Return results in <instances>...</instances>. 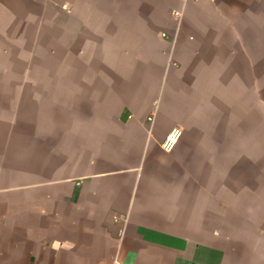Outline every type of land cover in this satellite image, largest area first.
<instances>
[{
    "label": "crops",
    "instance_id": "1",
    "mask_svg": "<svg viewBox=\"0 0 264 264\" xmlns=\"http://www.w3.org/2000/svg\"><path fill=\"white\" fill-rule=\"evenodd\" d=\"M42 2L0 0V39L21 37L7 34L26 22L15 8ZM64 4L27 23L72 76L16 94L0 79V264H264V187L217 170L218 145L246 148L244 128L220 132L194 106L208 65L245 100L264 0Z\"/></svg>",
    "mask_w": 264,
    "mask_h": 264
},
{
    "label": "rangeland",
    "instance_id": "2",
    "mask_svg": "<svg viewBox=\"0 0 264 264\" xmlns=\"http://www.w3.org/2000/svg\"><path fill=\"white\" fill-rule=\"evenodd\" d=\"M95 8L97 7L95 6ZM15 9L18 10L17 19L20 17L19 19L26 22L25 24L18 22V26H22L19 29L10 30L8 28L7 34L20 35L21 37H8V40L7 38L0 39V50H7V52H0V79L9 81V85L5 86L8 89L7 93H29L28 89L38 88V86L24 85L26 82L23 84L22 79L45 80L72 76L74 71L68 65H64L65 54L49 52L52 44L48 29L38 32L27 23L31 16L32 18H42L50 13H56L57 16L64 15L68 9L64 0H47L46 5L42 2L39 5L25 7L26 11L19 7ZM28 9H35V11L31 14L28 13ZM98 10L102 12V8L98 7ZM94 11L96 12V9ZM10 16L13 15L8 14L6 18ZM61 19L63 20V18ZM43 23V21L40 22L44 25ZM17 24L15 25L17 26ZM23 25L25 28L21 29L24 27ZM208 66V70L205 71L208 75L207 78H201V81H197L194 86V94L199 98V101L196 99L194 101L195 109L200 108L202 113H206L203 115L207 116L201 118V123H215L217 127H220L218 130H221L220 132H223L224 127L228 124L240 125L245 131L243 142L246 137L245 142L248 143L244 149H238L237 146L239 147L240 144H234L232 150H226L218 145L216 151L218 173L224 175L231 163L234 181L241 175H243L244 181H248L247 184H241V188L238 187L240 190L250 191L257 188V185L262 188L264 187V65H249L246 73L248 91L246 96L243 95L245 99L243 103L235 99V81L232 93L230 88L228 90L224 65ZM79 73L80 71H77L76 75L78 76ZM237 87L238 99H240L241 87L240 85ZM223 136L219 133L218 140L224 139ZM230 156L232 157L230 158Z\"/></svg>",
    "mask_w": 264,
    "mask_h": 264
},
{
    "label": "built area",
    "instance_id": "3",
    "mask_svg": "<svg viewBox=\"0 0 264 264\" xmlns=\"http://www.w3.org/2000/svg\"><path fill=\"white\" fill-rule=\"evenodd\" d=\"M177 1H179V2H185L186 0H177ZM176 14H178V12H175ZM162 36L163 37H166L167 35H166V33H162ZM174 134H175V132H174ZM176 137H177V134H176ZM175 137V138H176ZM174 143H175V141H171V139H169V137L167 138V140L164 142V144H163V146H164V149H166V150H171L172 149V147H173V145H174Z\"/></svg>",
    "mask_w": 264,
    "mask_h": 264
},
{
    "label": "bare ground",
    "instance_id": "4",
    "mask_svg": "<svg viewBox=\"0 0 264 264\" xmlns=\"http://www.w3.org/2000/svg\"><path fill=\"white\" fill-rule=\"evenodd\" d=\"M176 134H174V132L172 131V133H170L169 135V139H171V141H175L176 142Z\"/></svg>",
    "mask_w": 264,
    "mask_h": 264
}]
</instances>
